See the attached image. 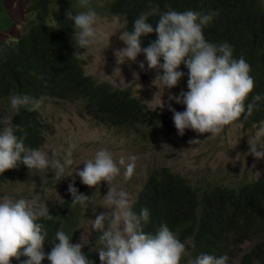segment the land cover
<instances>
[{
	"label": "trees",
	"instance_id": "1",
	"mask_svg": "<svg viewBox=\"0 0 264 264\" xmlns=\"http://www.w3.org/2000/svg\"><path fill=\"white\" fill-rule=\"evenodd\" d=\"M89 7L97 16H120L123 23L127 19L124 31L129 32L134 21L154 7L158 12L146 20L153 29L160 14L169 8L179 12L217 13L203 28L205 40L216 45L228 43L233 49V58L243 57L250 65L255 86L245 101L246 109L256 95L261 97L255 101L252 113L248 115L246 111L238 121L249 126L264 120V4L261 0H89ZM87 10L80 6L79 0H27V16L23 21L28 23L23 26V32L15 39L0 40V103L4 104V109H0V131L4 129L2 119L11 117L14 134L23 137L27 147L37 149L44 143L48 124L39 108L29 110L31 105L15 112L10 103L14 95H27L39 101L78 100L83 114L110 125L144 127L156 123L164 126L166 113L148 107L131 93L129 86L112 87L84 73L87 48L76 45L73 22L66 14L71 11L76 15ZM156 39L155 31L142 35L141 48ZM153 70L162 74L161 69ZM177 70L184 75L172 89L187 92L188 69L182 62ZM31 170L23 164L6 170L0 174V187L23 179ZM63 179L52 176L44 185L53 188ZM75 187L78 194H84L88 188L84 184ZM98 192L97 187L88 190L92 196ZM72 199L68 193L61 200L49 202L52 218L37 220L47 233L46 254L58 243L57 231L63 230L72 240V227L78 220L76 209L81 207L79 203L73 204ZM142 209L149 211L148 222L141 224L145 233L154 236L160 225L165 224L180 241L186 240L188 255L181 264H189L200 254L227 255V264H232L239 247L241 252L236 264H264V169L255 179L239 183L237 188L215 185L207 189L191 184L181 173L155 167L143 179L132 203V211L137 215ZM242 242L248 245L242 248L239 246ZM93 243L88 242L83 253L93 264H100L93 256ZM24 259L23 256L20 260L12 259L11 264H21ZM42 264L50 262L45 258Z\"/></svg>",
	"mask_w": 264,
	"mask_h": 264
},
{
	"label": "clouds",
	"instance_id": "2",
	"mask_svg": "<svg viewBox=\"0 0 264 264\" xmlns=\"http://www.w3.org/2000/svg\"><path fill=\"white\" fill-rule=\"evenodd\" d=\"M79 4L88 10L76 15L68 11L66 16L73 22L76 45L87 48L97 43L104 34L96 26L97 13L89 7V0H79ZM157 12L158 8L154 7L150 12L140 15L134 21L133 30L123 32L120 39L126 47L118 52L122 56L120 63L125 59L135 62L138 54L143 52L149 69L162 70V74L158 75L162 89L178 84L184 73L177 69L182 62L185 64L188 69V91L182 92L180 96H169V100L175 99L177 103L186 106L182 112L169 106L177 133L182 136L185 129H191L199 134L215 135L237 121L246 111L250 115L255 101L261 99L256 95L253 102L247 104L246 109L245 101L255 86L250 75V65L243 57L233 58V49L228 43L216 45L204 38L203 28L212 22L217 13L203 14L193 10L179 12L169 8L160 14L156 28L153 29L146 20ZM127 24L125 19L123 28ZM153 31L156 32L157 39L148 47L141 48L140 37ZM139 67L143 69L144 63L141 62ZM133 75L138 77L135 72ZM10 103L17 113L21 107L31 105L29 110H35L40 106L39 100L27 95H14ZM163 106L160 100L159 109ZM6 117L2 120L7 124L3 123L4 129L0 131V174L23 164L28 169L38 171L55 169L59 180L64 177L62 174L65 167L71 166L73 160L66 158L61 163L55 158V154L50 159L48 154L41 152V146L37 149L27 147L24 138H18L14 134L11 117ZM260 148L264 149V146ZM251 153L258 159L264 158V150L257 151V148H253ZM68 156L70 157L71 153ZM136 159L131 156L126 162L121 156L117 161L108 150L100 149L93 159L83 162V169L77 171L76 175L89 189L97 187L102 181L108 182L110 186L120 175L121 166L125 168V178L132 177ZM89 189L87 188L84 194H78L77 188L69 183L68 192L73 197L72 203H79L81 207L83 205L87 208L92 197L86 196ZM107 203L117 206L120 211L107 225L105 213L96 215L91 225L92 230L99 233L95 248L100 264H181L183 257L188 255L186 240L180 241L167 225L161 224L154 236L143 231L141 224L148 222L149 211L142 209L139 215L134 213L132 201L126 192L121 191L117 198L115 193L108 190ZM40 217L52 218L46 204L24 198L3 197L0 202V264H11L12 259L20 260L21 256L26 257L21 264H42L45 258L50 264H93L83 253L86 244L74 243V239L71 240L63 230L55 233L58 243L52 245L50 252L46 254L44 244L47 233L37 222ZM227 261V255L215 257L200 254L190 260L189 264H227Z\"/></svg>",
	"mask_w": 264,
	"mask_h": 264
},
{
	"label": "rangeland",
	"instance_id": "3",
	"mask_svg": "<svg viewBox=\"0 0 264 264\" xmlns=\"http://www.w3.org/2000/svg\"><path fill=\"white\" fill-rule=\"evenodd\" d=\"M261 1L264 4V0ZM26 4L27 0H0V40L15 39L23 32V26L28 23L23 21L27 16ZM97 17L96 26L104 35L97 43L87 47L84 73L98 81L108 82L112 87L129 86L131 93L148 107H156V111L166 113L164 126H156V123L144 127L110 125L95 120L91 115L83 114V108L78 100L40 101L39 109L48 124V133L39 150L48 154L50 159L55 154V158L61 163L66 158H71L73 164L65 167L63 181L53 188L44 184L50 177L57 176L55 169L39 171L32 169L33 172L23 179L0 187V202L4 196L13 199L14 196H18L17 199L36 200L39 204H46L48 208L49 202L53 203L67 196L69 183L74 186L83 184L76 172L82 170L83 162L93 159L98 150H108L117 161L121 156L126 162L129 157L135 156L136 167L130 179L125 178V168L121 166L120 175L110 186L108 182L102 181L97 186L98 193L92 197L86 195L90 197L87 208L82 205L76 209L78 220L72 227L74 233L72 239L74 243L94 242L93 256L99 261L95 248L99 234L94 237L97 232L91 228L93 220L96 215L105 213L107 225L120 211L117 206L107 203L108 190L115 193L117 198L121 191L126 192L133 203L143 179L155 167H166L173 172L181 173L191 184L207 189L215 185L238 186L239 183L255 179L264 168V158H256L251 151L253 148H257V151L264 150L260 148L264 146V122L243 126L237 120L226 126L219 134H199L191 129H185L184 135H179L169 106L181 112L186 106L177 103L175 99L169 100V96H180L184 92L183 89L173 90L166 86L162 89L158 74L148 68L141 53L135 62L125 59L120 63L122 56L118 51L126 47L124 41L120 39L124 32L123 18ZM124 35L126 36V33ZM141 62L144 63L143 69L139 67ZM134 72L138 77L133 75ZM160 100L164 106L159 109ZM0 109H4L3 103H0ZM2 122L7 124L5 120ZM167 126L171 127V130H167ZM192 140L196 141L190 142ZM247 245V242L239 244L242 248ZM240 252L239 247L232 264H236Z\"/></svg>",
	"mask_w": 264,
	"mask_h": 264
}]
</instances>
